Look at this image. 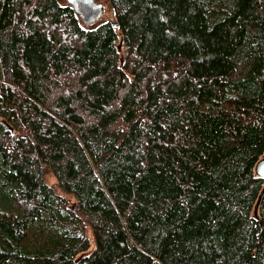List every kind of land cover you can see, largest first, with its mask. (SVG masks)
<instances>
[{
	"label": "trees",
	"instance_id": "trees-1",
	"mask_svg": "<svg viewBox=\"0 0 264 264\" xmlns=\"http://www.w3.org/2000/svg\"><path fill=\"white\" fill-rule=\"evenodd\" d=\"M107 1L0 0V264H264V0Z\"/></svg>",
	"mask_w": 264,
	"mask_h": 264
},
{
	"label": "water",
	"instance_id": "water-1",
	"mask_svg": "<svg viewBox=\"0 0 264 264\" xmlns=\"http://www.w3.org/2000/svg\"><path fill=\"white\" fill-rule=\"evenodd\" d=\"M67 4L70 5L75 15L81 20L84 25H91L95 23L103 15L102 5L94 0H67ZM112 26H117L115 21L112 22ZM10 132H13V130L10 129ZM256 174L264 178V152L256 167ZM263 190L264 187L260 191L256 203L254 205V215H256L258 202L261 198ZM245 264H247V261L245 262Z\"/></svg>",
	"mask_w": 264,
	"mask_h": 264
},
{
	"label": "rangeland",
	"instance_id": "rangeland-1",
	"mask_svg": "<svg viewBox=\"0 0 264 264\" xmlns=\"http://www.w3.org/2000/svg\"><path fill=\"white\" fill-rule=\"evenodd\" d=\"M61 4H66L67 3V0H58ZM98 3H100L103 7V16L100 18V20H98L97 22H95V25L101 23L100 21H115V18H114V14H113V10L112 8L110 7L109 5V2L107 0H94ZM39 236L37 235L36 236V239L38 238ZM36 239L32 240V242H30V245L33 246V243L36 241Z\"/></svg>",
	"mask_w": 264,
	"mask_h": 264
},
{
	"label": "bare ground",
	"instance_id": "bare-ground-1",
	"mask_svg": "<svg viewBox=\"0 0 264 264\" xmlns=\"http://www.w3.org/2000/svg\"><path fill=\"white\" fill-rule=\"evenodd\" d=\"M263 150H264V149H263ZM263 150H262V151H263Z\"/></svg>",
	"mask_w": 264,
	"mask_h": 264
}]
</instances>
